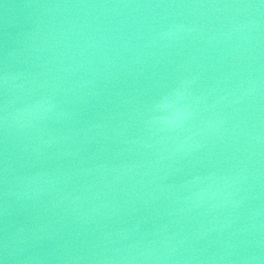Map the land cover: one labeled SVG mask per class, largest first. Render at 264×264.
Wrapping results in <instances>:
<instances>
[{"label": "water", "instance_id": "water-1", "mask_svg": "<svg viewBox=\"0 0 264 264\" xmlns=\"http://www.w3.org/2000/svg\"><path fill=\"white\" fill-rule=\"evenodd\" d=\"M0 264H264V0H0Z\"/></svg>", "mask_w": 264, "mask_h": 264}, {"label": "clouds", "instance_id": "clouds-1", "mask_svg": "<svg viewBox=\"0 0 264 264\" xmlns=\"http://www.w3.org/2000/svg\"><path fill=\"white\" fill-rule=\"evenodd\" d=\"M179 29H177L178 31ZM172 32L162 34L163 38L171 37ZM8 77L5 76L4 82L7 83ZM190 82H181L168 95L163 96L154 106V111L163 113L164 115L155 117L150 123L159 125L164 129H179L182 128L188 120L191 110L187 101V89ZM53 109V105L48 98H41L33 105L29 106L24 112L20 113L21 117L44 118ZM187 141H182L177 146V151L185 150ZM205 193H197L195 199L199 200L204 197Z\"/></svg>", "mask_w": 264, "mask_h": 264}, {"label": "snow or ice", "instance_id": "snow-or-ice-1", "mask_svg": "<svg viewBox=\"0 0 264 264\" xmlns=\"http://www.w3.org/2000/svg\"><path fill=\"white\" fill-rule=\"evenodd\" d=\"M161 98H162V97H161ZM161 98H160V99H161ZM160 99H159L156 103H158V102L160 101Z\"/></svg>", "mask_w": 264, "mask_h": 264}]
</instances>
